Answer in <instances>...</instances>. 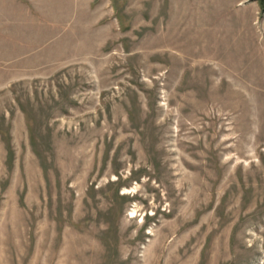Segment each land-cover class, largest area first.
Masks as SVG:
<instances>
[{
	"label": "rangeland",
	"instance_id": "374dc122",
	"mask_svg": "<svg viewBox=\"0 0 264 264\" xmlns=\"http://www.w3.org/2000/svg\"><path fill=\"white\" fill-rule=\"evenodd\" d=\"M0 264H264V0H0Z\"/></svg>",
	"mask_w": 264,
	"mask_h": 264
}]
</instances>
